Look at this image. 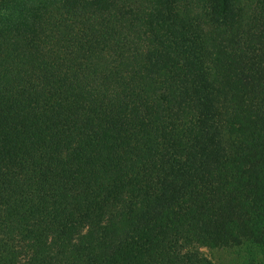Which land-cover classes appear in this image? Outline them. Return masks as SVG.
I'll return each instance as SVG.
<instances>
[{"label": "trees", "instance_id": "trees-1", "mask_svg": "<svg viewBox=\"0 0 264 264\" xmlns=\"http://www.w3.org/2000/svg\"><path fill=\"white\" fill-rule=\"evenodd\" d=\"M195 243L264 254V0H0V264Z\"/></svg>", "mask_w": 264, "mask_h": 264}, {"label": "rangeland", "instance_id": "rangeland-1", "mask_svg": "<svg viewBox=\"0 0 264 264\" xmlns=\"http://www.w3.org/2000/svg\"><path fill=\"white\" fill-rule=\"evenodd\" d=\"M212 264H245L250 259H263L264 254L255 244L247 243L240 246L210 248L203 244H194Z\"/></svg>", "mask_w": 264, "mask_h": 264}]
</instances>
